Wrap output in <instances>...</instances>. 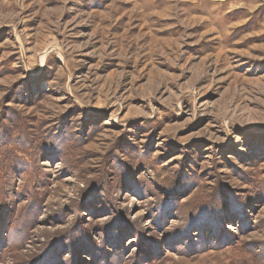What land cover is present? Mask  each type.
Returning a JSON list of instances; mask_svg holds the SVG:
<instances>
[{
    "label": "rangeland",
    "instance_id": "rangeland-1",
    "mask_svg": "<svg viewBox=\"0 0 264 264\" xmlns=\"http://www.w3.org/2000/svg\"><path fill=\"white\" fill-rule=\"evenodd\" d=\"M0 195V264H264V0H0Z\"/></svg>",
    "mask_w": 264,
    "mask_h": 264
},
{
    "label": "trees",
    "instance_id": "trees-1",
    "mask_svg": "<svg viewBox=\"0 0 264 264\" xmlns=\"http://www.w3.org/2000/svg\"><path fill=\"white\" fill-rule=\"evenodd\" d=\"M18 143L20 144V146H22L23 141H19ZM60 145H61V150H63V144H60ZM20 160H19V163L20 164H23L25 166V163L26 162L24 160H22V159H20ZM122 174L125 175V177L123 178V180H126L127 178H129V179H131L132 182L137 183V181L135 180L134 175L132 174V172H129V171L126 172V169H124V171H123ZM185 179L187 180L186 175H180V174L176 178V181L174 183V186L177 187V188H179L178 190H176L177 192L180 191L181 189H184L185 188L186 185L185 184H182L183 180H185ZM187 186L189 188V185H187ZM0 196H3V195H0ZM171 199L172 198H169V201H165V204H168V202H172L173 203V206L176 205V201H174L173 199L171 200ZM222 202H224V204H222L220 202L219 206H217L218 207L217 209H214L213 208L211 210V209H209V208H207L205 206L204 207H198L196 209V212L194 213V215L193 214H190V215H192L191 221L188 219V222L191 224V226L189 227L190 224L187 223V222L185 223V226L188 225V231H187V233H185L184 235H182V237L192 236L193 235L192 230H197L201 234L204 233V231L209 230V229H212V231L209 230L210 233H213L214 231H217L218 232V227L217 226L220 225L219 223L222 222V219H224L225 217H228L229 216V213L223 212V209H220L221 208L220 206H223L224 205V206H227L229 209H233V207L231 205H228L229 204L228 203V200L224 199V201H222ZM216 214H219L220 216H215ZM221 215H223L224 217L221 216ZM196 217H198L200 219V223H201L198 226H196V224H193L192 223V220H194ZM210 224L215 225L216 226V230ZM119 230H120V232H122L121 229H119ZM20 233H21V231H20ZM23 236H26V234H24ZM20 237H22V235ZM172 239H177V237L172 238ZM17 240H18V238H17ZM167 240H171V238H167ZM116 256L119 257V255H116ZM110 259H112V261H115L114 262L115 264H123L122 263V260H117V258H114L112 256L110 257ZM110 259L107 261V258H106L105 262L110 263Z\"/></svg>",
    "mask_w": 264,
    "mask_h": 264
},
{
    "label": "bare ground",
    "instance_id": "bare-ground-1",
    "mask_svg": "<svg viewBox=\"0 0 264 264\" xmlns=\"http://www.w3.org/2000/svg\"><path fill=\"white\" fill-rule=\"evenodd\" d=\"M28 59H30V57H28Z\"/></svg>",
    "mask_w": 264,
    "mask_h": 264
}]
</instances>
